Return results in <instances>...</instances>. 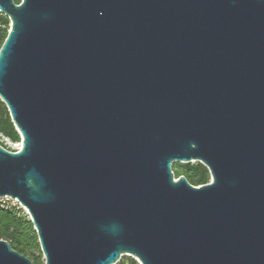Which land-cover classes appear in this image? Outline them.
<instances>
[{
    "label": "water",
    "instance_id": "95a60500",
    "mask_svg": "<svg viewBox=\"0 0 264 264\" xmlns=\"http://www.w3.org/2000/svg\"><path fill=\"white\" fill-rule=\"evenodd\" d=\"M0 197L43 264H264V0H0ZM203 163L209 182L174 177ZM0 264H34L0 239Z\"/></svg>",
    "mask_w": 264,
    "mask_h": 264
},
{
    "label": "trees",
    "instance_id": "16d2710c",
    "mask_svg": "<svg viewBox=\"0 0 264 264\" xmlns=\"http://www.w3.org/2000/svg\"><path fill=\"white\" fill-rule=\"evenodd\" d=\"M9 23L8 16L0 12V47L7 35ZM1 136L12 142L20 141V134L11 120L5 103L0 99V145L7 148L1 141ZM171 168L175 178L183 175L192 185L200 186L210 180L207 167L199 161L173 163ZM0 239L6 240L12 249L26 256L34 264L44 263L37 232L28 214L18 204L6 206L0 201ZM125 257L129 259L128 264H136L133 257Z\"/></svg>",
    "mask_w": 264,
    "mask_h": 264
},
{
    "label": "rangeland",
    "instance_id": "374dc122",
    "mask_svg": "<svg viewBox=\"0 0 264 264\" xmlns=\"http://www.w3.org/2000/svg\"><path fill=\"white\" fill-rule=\"evenodd\" d=\"M1 141L3 142V144L7 148H9L12 151H16L17 146L19 144H21V137H20V141H18L19 143L18 142H12L9 139L8 140H5V139H3V137H1ZM175 163H178V162H175ZM0 201L4 205H6V206H8V205H15V204H18L19 205V203L14 198H10V197H0ZM125 256H129V255H121L120 259L116 263H119V264H128L129 263V259L126 258ZM134 259L136 261V264H138L139 260L137 258H134ZM121 262H124V263H121Z\"/></svg>",
    "mask_w": 264,
    "mask_h": 264
},
{
    "label": "built area",
    "instance_id": "2783aa9c",
    "mask_svg": "<svg viewBox=\"0 0 264 264\" xmlns=\"http://www.w3.org/2000/svg\"><path fill=\"white\" fill-rule=\"evenodd\" d=\"M1 137H3V139H5V140H8V138L5 137V136H1ZM18 143H19V142H18ZM20 148H21V144H19V145L17 146L16 151H17L18 149H20ZM138 264H140V261L138 262Z\"/></svg>",
    "mask_w": 264,
    "mask_h": 264
}]
</instances>
